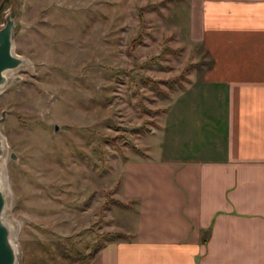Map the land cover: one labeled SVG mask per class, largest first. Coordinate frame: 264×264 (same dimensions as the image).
Here are the masks:
<instances>
[{
  "label": "rangeland",
  "instance_id": "rangeland-1",
  "mask_svg": "<svg viewBox=\"0 0 264 264\" xmlns=\"http://www.w3.org/2000/svg\"><path fill=\"white\" fill-rule=\"evenodd\" d=\"M190 10L191 0H0V28L10 13L25 58L0 87L16 264H88L110 232L131 236L127 162L169 145L168 109L210 61Z\"/></svg>",
  "mask_w": 264,
  "mask_h": 264
},
{
  "label": "crops",
  "instance_id": "crops-1",
  "mask_svg": "<svg viewBox=\"0 0 264 264\" xmlns=\"http://www.w3.org/2000/svg\"><path fill=\"white\" fill-rule=\"evenodd\" d=\"M190 11L208 66L168 109L169 145L127 162L131 236L88 264H264V0H191Z\"/></svg>",
  "mask_w": 264,
  "mask_h": 264
},
{
  "label": "water",
  "instance_id": "water-1",
  "mask_svg": "<svg viewBox=\"0 0 264 264\" xmlns=\"http://www.w3.org/2000/svg\"><path fill=\"white\" fill-rule=\"evenodd\" d=\"M14 26L15 20L10 13L6 15V21L0 28V87L7 80L5 71L15 68L25 61V58L14 51ZM59 124L55 125L58 130ZM4 151V141L0 138V155ZM0 177V264H16L17 245L13 239L11 223L4 216L7 203L6 193L1 184Z\"/></svg>",
  "mask_w": 264,
  "mask_h": 264
},
{
  "label": "trees",
  "instance_id": "trees-1",
  "mask_svg": "<svg viewBox=\"0 0 264 264\" xmlns=\"http://www.w3.org/2000/svg\"><path fill=\"white\" fill-rule=\"evenodd\" d=\"M1 9H2V8H1ZM109 235H110L109 238H116V237H118L119 235H126V236H127V234H122V233H120V232H110ZM101 246H102V245H100V247H101ZM91 255H94V254H91Z\"/></svg>",
  "mask_w": 264,
  "mask_h": 264
},
{
  "label": "bare ground",
  "instance_id": "bare-ground-1",
  "mask_svg": "<svg viewBox=\"0 0 264 264\" xmlns=\"http://www.w3.org/2000/svg\"><path fill=\"white\" fill-rule=\"evenodd\" d=\"M1 130V129H0Z\"/></svg>",
  "mask_w": 264,
  "mask_h": 264
}]
</instances>
